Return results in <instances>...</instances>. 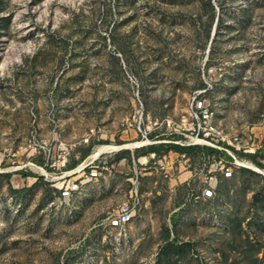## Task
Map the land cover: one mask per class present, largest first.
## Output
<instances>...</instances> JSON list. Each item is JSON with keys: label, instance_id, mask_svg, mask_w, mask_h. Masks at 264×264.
Instances as JSON below:
<instances>
[{"label": "rangeland", "instance_id": "374dc122", "mask_svg": "<svg viewBox=\"0 0 264 264\" xmlns=\"http://www.w3.org/2000/svg\"><path fill=\"white\" fill-rule=\"evenodd\" d=\"M204 79L215 122L256 148L235 151L237 160L262 171L212 170L201 196L187 169L147 156L122 231L106 220L135 186L121 165L64 203L49 185L61 179L23 180L35 167L17 172L16 187L0 174V264H264V0H0V150H16L19 163L29 143H72L91 128L118 143L140 105L145 124L178 121ZM169 144L152 151L184 152L199 167L204 152L206 174L219 156L234 161ZM130 154L114 159L126 156L132 169Z\"/></svg>", "mask_w": 264, "mask_h": 264}, {"label": "built area", "instance_id": "2783aa9c", "mask_svg": "<svg viewBox=\"0 0 264 264\" xmlns=\"http://www.w3.org/2000/svg\"><path fill=\"white\" fill-rule=\"evenodd\" d=\"M218 70H220L218 73L220 76L222 74L221 68ZM204 82V88H198L192 92L187 109L178 121H173L172 119L158 121L154 119L153 121L147 120L148 123L145 124L143 108L140 105L124 118L123 131L126 136L121 137V141L118 143L101 142L99 135L101 129L98 127L91 128L85 136L72 143H65L60 140H57V145L54 146L47 140H41L40 143L35 141L29 143L28 148L24 151L26 160L22 163L15 159L16 150L11 151L2 148L0 150V174H6L12 186L16 187L17 178H15V175L17 172L20 170H32L35 167L38 169L37 173L33 174L32 171L23 172V180L27 181L30 179L29 182L34 183L39 177H43L48 182L56 178L61 179L59 184L49 183V185L53 186L55 190L54 196L57 201L64 203L70 200V197L81 184L88 181H96L103 172L110 173L115 171V165H121L125 172L132 171L133 175L131 178L134 177L135 185L138 181L137 172L145 168L147 156H149L161 168L165 166L172 167L176 163L179 167L182 166L187 169L189 174L184 181L189 183V185L198 184L200 188L199 194L206 196L215 182V176L208 174L209 172L212 170L230 171L232 169L230 164L241 163L237 160L234 154L235 151L242 150L253 153L256 148L252 143L253 147L247 145L246 141L243 143L242 134L227 132L223 126L215 122V111L209 99L204 95L207 89L206 79H204ZM208 86H210V83H208ZM164 122L168 126L165 128L166 132L161 130V125ZM131 129L135 132L133 137H129L127 133ZM151 133L154 134L150 135ZM164 133L167 135L163 136ZM92 137H95V142H93L94 139ZM134 141H139L141 145L122 147L123 144ZM160 142L183 146L207 145L228 154L234 161L219 156L213 160L212 164L209 162V165H213V169H208L206 174V153L204 152H201L198 156L201 167L197 166L196 162H192L186 153L171 149L161 156H156L155 152L151 151L145 155L134 157L133 151L135 149ZM101 145H108L109 148L94 155ZM80 146L84 147L81 151ZM78 147L79 151L77 150L73 154L76 157L75 160L69 161L73 150ZM87 148L88 151L83 155V151ZM123 150H128L131 153L132 169L131 164H127L126 156H120L117 161L114 159L115 155ZM34 153H39L41 159L32 160L31 156ZM77 153L78 155H76ZM129 194L130 198L118 202L113 211L106 216L107 222L116 231L124 230L126 223L135 214L136 206L139 204L140 193L137 191L136 185L130 190Z\"/></svg>", "mask_w": 264, "mask_h": 264}, {"label": "trees", "instance_id": "16d2710c", "mask_svg": "<svg viewBox=\"0 0 264 264\" xmlns=\"http://www.w3.org/2000/svg\"><path fill=\"white\" fill-rule=\"evenodd\" d=\"M172 148H174V149H176V150H185V149H201V150H205L207 153H210V152H215V151H218L217 149H214V148H212V147H210V146H199V145H195V146H193V145H191V146H183V145H179V144H174V143H171V144H169ZM155 149V145L154 144H152V145H148V147H147V150L148 151H152V150H154ZM88 151V148L87 149H85L84 151H83V155L86 153ZM219 152V151H218ZM170 244L171 243H169V242H167L166 243V245H169V247H170ZM172 246V245H171Z\"/></svg>", "mask_w": 264, "mask_h": 264}, {"label": "bare ground", "instance_id": "6f19581e", "mask_svg": "<svg viewBox=\"0 0 264 264\" xmlns=\"http://www.w3.org/2000/svg\"><path fill=\"white\" fill-rule=\"evenodd\" d=\"M138 145H141L140 142L139 141H134V142L125 143V144L122 145V147H130V146L134 147V146H138ZM107 148H109L108 145H101V146H99V148L96 150V152L94 153V155L99 154L100 152H102L103 150H106ZM241 163H243L246 166H249L250 168H252V169H254L256 171H260L261 170L258 166H256L251 161L244 160Z\"/></svg>", "mask_w": 264, "mask_h": 264}, {"label": "crops", "instance_id": "0c3cea01", "mask_svg": "<svg viewBox=\"0 0 264 264\" xmlns=\"http://www.w3.org/2000/svg\"><path fill=\"white\" fill-rule=\"evenodd\" d=\"M183 174H186V176L188 175V173H185V172H183Z\"/></svg>", "mask_w": 264, "mask_h": 264}, {"label": "water", "instance_id": "95a60500", "mask_svg": "<svg viewBox=\"0 0 264 264\" xmlns=\"http://www.w3.org/2000/svg\"><path fill=\"white\" fill-rule=\"evenodd\" d=\"M214 26H215V24L213 25V28H214ZM212 32H213V30H212Z\"/></svg>", "mask_w": 264, "mask_h": 264}]
</instances>
